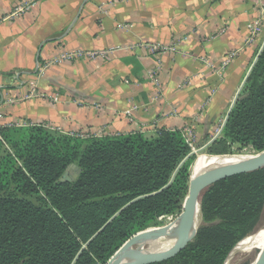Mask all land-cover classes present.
Wrapping results in <instances>:
<instances>
[{"label": "crops", "instance_id": "1", "mask_svg": "<svg viewBox=\"0 0 264 264\" xmlns=\"http://www.w3.org/2000/svg\"><path fill=\"white\" fill-rule=\"evenodd\" d=\"M20 1L28 0H0V124L109 125L111 134L147 139L190 128L206 147L264 46V30L246 42L264 0H39L9 19ZM183 38L177 53L160 57L124 49ZM113 48L105 58L50 64L61 53Z\"/></svg>", "mask_w": 264, "mask_h": 264}, {"label": "trees", "instance_id": "2", "mask_svg": "<svg viewBox=\"0 0 264 264\" xmlns=\"http://www.w3.org/2000/svg\"><path fill=\"white\" fill-rule=\"evenodd\" d=\"M0 131V264H104L134 234L183 206L193 157L179 131L149 139H78L42 126ZM222 134L211 156L226 154L227 142L264 151V46ZM72 165L79 172L66 180ZM200 207L193 241L153 264H223L264 210V170L216 183Z\"/></svg>", "mask_w": 264, "mask_h": 264}, {"label": "bare ground", "instance_id": "3", "mask_svg": "<svg viewBox=\"0 0 264 264\" xmlns=\"http://www.w3.org/2000/svg\"><path fill=\"white\" fill-rule=\"evenodd\" d=\"M255 156V155H254ZM252 155H233V156H211L213 160L208 161L206 163H199L192 171V175L190 179H194L203 174L216 171L218 169L233 167L236 165H240L254 159ZM184 208V207H183ZM182 214V213H181ZM181 216V215H180ZM179 218V217H178ZM174 220L169 225L162 227L160 229H156L153 231H148L146 233H138L132 239L127 241L115 254L114 259H117L120 255L129 256V258H134L137 255H153L154 252L158 251L161 254L166 251L172 249L181 239V230H180V219ZM202 223V215L200 212V208L198 205L195 207L193 223L191 225V237L193 239L194 235L197 233L200 225ZM257 233V232H256ZM252 234L240 242L236 244V246L230 251L227 258L223 262V264H231L233 257L235 256H244L250 253L253 248L258 244H264V233L260 234ZM256 234V235H255ZM144 247H142L143 245ZM142 244V246H141ZM141 246V252L137 250L133 251V247ZM263 248L260 250L262 251ZM155 254V255H157Z\"/></svg>", "mask_w": 264, "mask_h": 264}, {"label": "water", "instance_id": "4", "mask_svg": "<svg viewBox=\"0 0 264 264\" xmlns=\"http://www.w3.org/2000/svg\"><path fill=\"white\" fill-rule=\"evenodd\" d=\"M212 142L213 141H211V143ZM227 155L229 154H224L222 156H227ZM217 157H221V156H217ZM261 169H264V151H262L260 154L255 155L254 159H252L249 162L236 165L233 167L218 169L216 171H212L203 174L201 176H198L194 179H190L188 184L187 195L185 197L184 202L182 203L184 205V208L180 220L181 239L177 243V245H175L169 251L157 255H141L139 253L136 254L137 256L134 258H129L130 255L129 256L120 255L117 259H114V257L111 258L107 264H153L172 258L178 252L183 250L190 242H192L196 235L195 234L192 239L191 225L193 223V217H194V211L196 205L199 206L201 212L200 198L203 195V193L207 191L208 188L212 187L213 185H215L216 183L222 180L240 174L252 173ZM78 172H79L78 169L72 165L68 169L66 175L68 174L73 180L76 178ZM250 264H264V249L258 252L257 256Z\"/></svg>", "mask_w": 264, "mask_h": 264}, {"label": "built area", "instance_id": "5", "mask_svg": "<svg viewBox=\"0 0 264 264\" xmlns=\"http://www.w3.org/2000/svg\"><path fill=\"white\" fill-rule=\"evenodd\" d=\"M39 0H28V1H20V3L16 4V7L13 9V11L11 12V14L9 15V19H18L20 17H22L24 14H26ZM264 8L262 7V10ZM263 19L264 16H262L261 18L255 20L251 25L248 26V39H247V43H253L256 38L263 32V28H262V24H263ZM185 41V38L177 40L175 43H171L169 45H161V44H142V43H137L133 46L130 47H126L124 48L125 51H135L138 48H145L149 53L156 55L157 57H160L161 55H164L166 53H177L178 48L180 47V45ZM116 50H120L118 48H113V49H109L107 51H99V52H75V53H61L58 57L54 58L50 64L52 65H60L63 62H72L81 58H85V59H95L97 57H107L108 55H110L111 53H113ZM234 55L232 54L228 60L224 63L227 64L230 60V58H232ZM160 59H158L159 61ZM57 99H54V102H56ZM126 117L130 116L131 114L125 113ZM130 123H133V119L131 117H127ZM31 126H42L43 128L52 131V132H56V133H60V134H65L68 135L70 137L73 138H78V139H90V138H103V137H111V136H119L121 134L119 133H114L111 134L110 133V127L109 125H101L100 127H98L97 129H94L92 131H81V132H65L62 131V129L59 128H55L52 126H49L47 124H43V123H28L26 121H19V122H11L8 124H0V130L2 127L4 128H19V127H31ZM223 129L219 128L217 129L215 136H218L221 134V131ZM185 144L188 146L189 149H191L193 147V144L195 143V135L193 130H191L190 128L188 129H184L179 131ZM0 142L4 143L3 138L1 136V131H0ZM191 154V152L189 153V155Z\"/></svg>", "mask_w": 264, "mask_h": 264}, {"label": "rangeland", "instance_id": "6", "mask_svg": "<svg viewBox=\"0 0 264 264\" xmlns=\"http://www.w3.org/2000/svg\"><path fill=\"white\" fill-rule=\"evenodd\" d=\"M262 28L264 30V21H263V24H262ZM261 36V34H260ZM223 131V130H222ZM215 136V134H214ZM223 139V134L221 132L220 135L218 136H215L214 138H212L210 141H209V144L206 146V147H202L199 146L198 144L194 143L193 144V147L191 149H189V151L191 152V154L189 156H192L193 157V160H192V163L189 167V181H190V176L192 175V171L193 169L195 168V166H197L199 163H206L208 161H211L213 160V158H210L211 155L210 153L208 152V148L211 146V144H213L215 141H219ZM211 141H213L211 143ZM228 144V151L226 152V154H229L227 156H233V155H257V154H260L261 152H258V151H255L253 150L251 147H241L239 144L237 143H231V142H227ZM262 170V169H261ZM264 170V169H263ZM66 180H72L70 177L66 176L65 177ZM189 184V183H188ZM183 207L184 205L181 207H179V209L175 212H173L172 214L170 215H167V216H163V217H160V218H157L153 223H151L148 227H146L145 229H143L142 231H140L141 233H146L148 231H153V230H156V229H160L162 227H165L167 225H169L170 223H172L174 220H176L178 217V219H180V215L183 211ZM181 209V210H180ZM203 224V219H202V223L201 225ZM256 233L258 234V236L262 233H264V210L262 211L260 217H259V220L256 222V224L254 225V227L252 228V231L251 233H249V235L253 234V233ZM139 233V232H138ZM137 234V233H136ZM136 234H134L132 237H134ZM255 234V235H256ZM247 235V236H249ZM246 236V237H247ZM132 237H130L127 241H129L130 239H132ZM126 241V242H127ZM124 242L117 250L116 252L104 263V264H107L108 261L114 257V255L117 253V251L126 243ZM191 243V242H190ZM189 243V244H190ZM142 246V244H141ZM141 246L139 245L138 246V249L137 247H133V251L132 252H135L136 250L138 252H141L142 250L140 249ZM146 246L145 243L142 247ZM264 244H260V245H256L253 250L244 255V256H235L233 257L232 259V262L231 264H250L254 259L255 257L257 256L258 252H260V250L263 248ZM159 253L158 251L154 252L153 255ZM227 258V257H226Z\"/></svg>", "mask_w": 264, "mask_h": 264}]
</instances>
